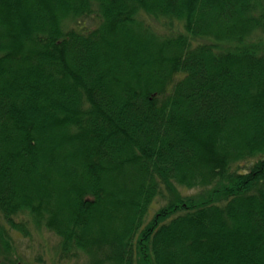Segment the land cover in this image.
Masks as SVG:
<instances>
[{
	"label": "trees",
	"instance_id": "16d2710c",
	"mask_svg": "<svg viewBox=\"0 0 264 264\" xmlns=\"http://www.w3.org/2000/svg\"><path fill=\"white\" fill-rule=\"evenodd\" d=\"M36 155L82 176L76 196ZM125 157L139 173L112 185ZM18 214L92 264H264V0H0V215Z\"/></svg>",
	"mask_w": 264,
	"mask_h": 264
},
{
	"label": "rangeland",
	"instance_id": "374dc122",
	"mask_svg": "<svg viewBox=\"0 0 264 264\" xmlns=\"http://www.w3.org/2000/svg\"><path fill=\"white\" fill-rule=\"evenodd\" d=\"M99 17L97 16H89V17H81L79 22H71V26L81 28V29H88L90 27L95 26L98 23ZM154 20V19H152ZM80 125L75 124H68L63 125L60 127V132L62 135L69 137V135L73 132V135H77L78 132H80ZM78 136V135H77ZM49 141L46 143L48 144ZM60 143V142H59ZM81 146H84L81 144ZM85 147L89 150L93 151V145L92 143H89L87 140H85ZM73 151V155L76 154V149ZM57 152H59V144L57 147ZM111 157V156H110ZM36 163L34 164V168H38L39 171H42L44 169L46 170H52L53 176L50 178V181L52 183V186L54 189H63L65 194L69 192V189L67 185H70L72 187V192L74 196L78 193V188H73L75 185V181H77L80 176H76L74 178L73 183H69L67 181V177L64 175L59 174V168H63V164L59 163L56 159H50L47 160L46 164L45 161L42 159L37 160L36 155ZM79 160L82 161L81 158ZM114 162H117V159H114ZM59 164L61 166H59ZM247 162H241L240 168H247ZM135 165V164H134ZM112 170L111 173L113 175L110 178H117L112 185H115L118 180H120L119 177H121L122 173L126 171H131V173H139L135 170L132 163L129 162L127 157H125L122 160H119L117 164L114 166L110 164ZM4 168H9L7 163H4ZM11 170L14 171L13 168ZM79 170V169H78ZM152 170V169H151ZM43 177L48 178V176ZM11 178V177H8ZM40 178V174L35 176V180H38ZM85 178V177H84ZM90 180V179H89ZM81 181L83 179L81 178ZM92 181V180H91ZM22 182L26 183L25 179L22 178ZM93 182V181H92ZM91 183L88 184V190H91V186H89ZM33 187H36L38 183H32ZM39 185H41L39 183ZM181 190L187 193H194L196 189H186L181 188ZM81 194V193H80ZM43 192L40 190H37L36 192V200L37 204L41 205L42 202L40 199H42ZM47 196L49 199H53L54 197L50 194L49 191H47ZM124 199L128 200L127 202H130L129 204H125V206L122 208L124 211V215H127L128 219L131 221L134 213V207L131 205L134 198L130 196H123ZM105 198V197H104ZM107 199H109L111 202H114V199L111 196H108ZM157 200L155 201V204H159ZM104 206H108V202L104 200ZM115 203V202H114ZM68 207V204L66 205ZM154 212V209H153ZM152 212V213H153ZM0 228L5 231L9 242L8 247L0 242V253L4 255V257L7 259L9 256V253L11 254V257L13 259H17L21 264H92V258H96V252H85L83 249H80L78 253L75 256H68V254L64 253L60 248L59 245L62 242L60 236H57L54 231L50 230L49 225H46V222L44 223H38L33 217L29 215H25L22 218H20V214H18L14 218V222L10 221L8 218L4 217L3 215H0ZM27 222L26 228L23 226V224ZM21 229H24L23 234H20L15 231H20ZM93 255H92V254ZM66 256V257H65ZM10 257V256H9Z\"/></svg>",
	"mask_w": 264,
	"mask_h": 264
}]
</instances>
